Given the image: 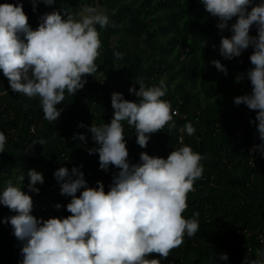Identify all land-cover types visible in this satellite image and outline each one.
Instances as JSON below:
<instances>
[{
  "label": "trees",
  "instance_id": "obj_1",
  "mask_svg": "<svg viewBox=\"0 0 264 264\" xmlns=\"http://www.w3.org/2000/svg\"><path fill=\"white\" fill-rule=\"evenodd\" d=\"M9 2L15 4L16 0ZM82 4H99L112 21L110 26H97L101 50L95 63L100 78L106 80L100 82L93 79V73L84 74L83 87L75 94L65 92L63 101L57 104L63 109L57 121H49L43 116L39 97L14 92L0 72V89L7 91L0 95V131L6 135L5 149L0 152V189L9 181L21 185L14 173L38 167L44 181L36 185L38 193L29 192L33 199L31 212L36 215L52 210V216L68 214L63 205L69 197L59 193L53 176L61 165L82 166L88 184L94 186L99 179L107 191L117 169L111 165L107 171L100 169L98 153L87 151L94 143L87 125L109 122L113 90L135 100V94L128 92L129 85L138 88L136 81L140 79L146 86L163 79L167 91L161 99L169 100L171 109L176 110L175 123L168 127L171 121L167 122L151 133L142 148L136 143L134 128L123 122L129 161L137 162L141 151L166 157L181 144L191 145L207 159L202 161L203 175L187 193L188 207L182 213L189 217L197 210L200 228L193 236H185L161 264H211L210 258L218 264H241L245 254L254 256L257 248L264 247V156L248 151L252 144L259 143L255 124L249 123L256 110L235 105L232 100L250 91L247 78L237 82L234 77L251 66V48L239 57H222L214 47L221 33L200 0H55L53 5L37 0L36 11L32 10L31 0H22L33 28L40 13L53 8H62L78 18ZM250 31L255 34V29ZM222 34L229 33L225 30ZM213 58L226 66L227 75L209 62ZM81 121L84 127H78ZM185 121L194 124V134L183 131ZM79 132L86 134L85 142L73 139V134ZM40 137L46 142L31 146ZM27 180L25 176L24 191H29ZM48 199L53 203L49 201L43 209L35 207ZM56 202L62 205L60 209L53 207ZM8 215L11 212L7 206L0 205V218ZM20 246L11 225L0 222V264H18L22 258ZM221 252L228 254L227 261L219 260Z\"/></svg>",
  "mask_w": 264,
  "mask_h": 264
},
{
  "label": "clouds",
  "instance_id": "obj_2",
  "mask_svg": "<svg viewBox=\"0 0 264 264\" xmlns=\"http://www.w3.org/2000/svg\"><path fill=\"white\" fill-rule=\"evenodd\" d=\"M42 3L53 5L55 0ZM200 3L215 18L221 34L214 47L222 57H239L251 48V66L234 77L237 82L247 78L250 91L232 100L235 105L256 110L249 123L255 124L259 143L252 144L248 151L264 156V0ZM31 4L36 11L37 0H31ZM38 21L35 28L28 23L22 0L0 3V72L14 92L39 97L44 118L57 121L63 110L57 104L63 101L65 92L75 94L85 83L84 74L98 71L95 59L100 54L101 39L97 26L104 28L112 21L99 4H82L78 18L62 8H53L40 13ZM225 30L228 35L222 34ZM209 62L227 75L219 59ZM136 82L139 87L129 85L128 92L137 99H126L122 92L113 90L109 122L87 125L94 142L87 151L98 153L100 169L107 171L110 165L117 169L107 191L99 179L90 186L82 166L61 165L53 176L59 193L69 197L63 205L68 214L42 218L32 214L33 199L29 194L40 191L36 185L44 181L42 172L28 168L18 177L23 184L27 176L25 187L29 191L11 181L0 189V205L14 213L0 218V222L9 223L12 234L21 241L22 258L18 264H161L185 236L191 237L199 230V212L194 210L189 217L182 213L188 207L187 193L203 175L206 154L181 144L166 157L141 151L137 162L128 159L123 122L134 128L136 143L142 148L151 133L161 130L167 122L171 121L168 127L175 123L170 101L161 99L167 91L165 81L148 86L142 79ZM4 94L7 91L2 87L0 95ZM84 126L78 122V127ZM183 131L192 135L196 129L191 121H185ZM73 139L85 142L87 137L79 132L73 134ZM5 141L6 135L0 131V152L5 149ZM45 142L40 137L31 146ZM61 206L59 202L53 205L56 209ZM1 252L2 249L0 255ZM150 253L159 256L150 257ZM219 260L227 261L228 254L219 253ZM241 264H264V247L257 248L254 256L245 254Z\"/></svg>",
  "mask_w": 264,
  "mask_h": 264
},
{
  "label": "rangeland",
  "instance_id": "obj_3",
  "mask_svg": "<svg viewBox=\"0 0 264 264\" xmlns=\"http://www.w3.org/2000/svg\"><path fill=\"white\" fill-rule=\"evenodd\" d=\"M35 169L37 170V171H40L41 172V170L38 168V167H35ZM27 171V170H26ZM23 172H18L17 174H15L14 173V176L16 177V179H18V177L22 174ZM19 180V179H18ZM18 182V181H17ZM15 183V184H17V185H19L18 183ZM50 200L48 199V200H46V201H43L44 203L42 204V202H40V203H38L35 207L36 208H39V209H43V208H45L46 206H47V204H48V202H49ZM50 202H52V201H50ZM53 203V202H52ZM11 214H14L13 212H11ZM53 215V211L52 210H48V212L46 213V214H44V213H41V212H38L36 215H34V216H37V217H42V218H47V217H49V216H52Z\"/></svg>",
  "mask_w": 264,
  "mask_h": 264
},
{
  "label": "built area",
  "instance_id": "obj_4",
  "mask_svg": "<svg viewBox=\"0 0 264 264\" xmlns=\"http://www.w3.org/2000/svg\"><path fill=\"white\" fill-rule=\"evenodd\" d=\"M92 77H93V79H95L97 81H100V82H104L105 81V78H100V73L98 71L94 72ZM110 83L112 84L113 82H110ZM174 112H176V110ZM33 129H34V127L32 126L31 130H33Z\"/></svg>",
  "mask_w": 264,
  "mask_h": 264
}]
</instances>
